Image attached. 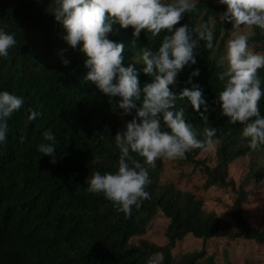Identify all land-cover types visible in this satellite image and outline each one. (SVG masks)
Returning <instances> with one entry per match:
<instances>
[{
    "label": "trees",
    "instance_id": "obj_1",
    "mask_svg": "<svg viewBox=\"0 0 264 264\" xmlns=\"http://www.w3.org/2000/svg\"><path fill=\"white\" fill-rule=\"evenodd\" d=\"M224 10L222 4L200 0L183 15L179 24L208 25L214 34V47L208 49L200 41L196 64L185 66L169 87L178 94L192 70L199 69L193 81L203 88L207 124L187 101H177V107L185 108L186 121L198 138H204L205 127L216 130V165L200 158L210 148L190 149L178 163L201 170L205 190L226 189L235 194L229 219L210 211L196 194L163 183L161 157L154 166L145 164L150 196L138 209L133 206L131 214L118 211L102 194L87 191V178L93 172L116 170L119 150L114 136L131 116L119 114L115 105L118 97L110 100L94 84L84 81L88 69L83 54L63 40L64 29L51 14L49 0H0V25L14 32L17 39L9 55L0 58V90L25 99L9 119L6 142L0 144V264H217L208 254L209 240L243 238L264 246V230L252 226L246 216L245 184L237 188L235 181L228 179L232 162L250 151L242 143L243 125L230 123L214 103L222 88L218 73L226 68L220 57L232 28L230 23L217 20ZM165 34L162 31L153 37L142 30L139 37H133L131 27L122 29L113 24L109 39L125 45L123 64H133L141 86L151 78L142 72L145 65L138 61L140 50H155ZM249 45L264 53V29L255 27ZM62 56L70 60L67 67L61 64ZM258 75L264 88V68ZM259 108L264 115V96ZM29 109L41 115L29 120ZM45 130L56 137L55 165L37 151ZM259 146L264 150V145ZM135 158L143 163L142 157ZM253 177L257 184L264 180V168L254 171ZM159 213L169 220L167 243L158 246L142 240L131 245ZM189 235L202 241V249L176 261L173 250Z\"/></svg>",
    "mask_w": 264,
    "mask_h": 264
},
{
    "label": "clouds",
    "instance_id": "obj_2",
    "mask_svg": "<svg viewBox=\"0 0 264 264\" xmlns=\"http://www.w3.org/2000/svg\"><path fill=\"white\" fill-rule=\"evenodd\" d=\"M198 0H49V9L64 29L63 40L84 57L88 69L84 81L90 82L110 100L118 97L116 108L121 116H131L122 131L114 136L119 150L115 171L103 174L95 171L87 178V191L100 193L117 206V210L131 214L150 194V183L145 164L153 165L157 158L183 157L193 148L207 150L214 144L216 130L203 129V139L197 137L194 127L186 121L185 108L177 101H187L207 124L208 106L203 88L193 81L200 72L194 68L177 94L170 89L185 66L196 64L195 51L204 41V47H214L213 31L207 24L198 27L179 24L184 14L191 12ZM225 6L219 19L232 25L226 41L225 52L220 57L225 64L218 73L222 83L214 103L230 123L243 125L242 134L250 137V146L264 145V115L259 101L264 96L258 70L264 68V53L252 50L249 45L253 27L264 29V0H218ZM113 24L132 29V36L141 31L153 37L162 31L158 48L140 50L138 61L145 67L142 72L150 81L140 85L139 75L133 64L124 66L122 42L109 39ZM179 24L173 29L174 25ZM17 44L14 32L0 25V58L9 55ZM62 66L70 60L61 58ZM25 104L22 96L0 90V144L9 133V119ZM29 120L41 115L38 110H28ZM37 151L57 163L56 137L50 130L41 132ZM243 142V137H242ZM250 146H245L249 147ZM261 149V148H260ZM262 150V149H261ZM264 151V150H262ZM250 153V151H249ZM248 153V154H249ZM252 154V152H251ZM135 156L143 158V163ZM137 238V237H134ZM131 243V241H130Z\"/></svg>",
    "mask_w": 264,
    "mask_h": 264
},
{
    "label": "rangeland",
    "instance_id": "obj_3",
    "mask_svg": "<svg viewBox=\"0 0 264 264\" xmlns=\"http://www.w3.org/2000/svg\"><path fill=\"white\" fill-rule=\"evenodd\" d=\"M203 1H211L215 4H220L218 0ZM217 20L220 19L217 18ZM254 29L255 27H253L252 35H254ZM250 139V137L243 136L242 143L244 146H250ZM200 158L207 159V164L215 166L216 146L211 147L207 152L203 153ZM180 159L179 157L175 159L161 157L163 162V170L161 173L163 183H172L182 191H189L196 194L198 197L204 199L205 207L210 211L215 212L223 219H229L235 194L231 190L226 189L205 190L203 182L205 178L202 177L203 172L194 168V166H185V164H181V162L178 163ZM263 168L264 151L258 146H250L249 154L237 158L232 162L228 177V179L235 181L237 188L243 183L245 184L246 190L248 191L247 203L245 204L246 216L249 218L252 226L261 230H264V180L257 184L253 177V172ZM168 225L169 220L166 219L162 213H159L153 221L148 224L146 233L141 237L133 238L131 240V245H139L142 240H147L158 246L165 245L167 243L166 233ZM201 249L202 241L189 235L183 241L178 242L173 250V255L176 261H180L185 254ZM207 251L209 255L215 257L217 264H264V246L258 245L254 241H247L243 238L235 241L228 238L209 240L207 243ZM155 258H160V256H156Z\"/></svg>",
    "mask_w": 264,
    "mask_h": 264
}]
</instances>
